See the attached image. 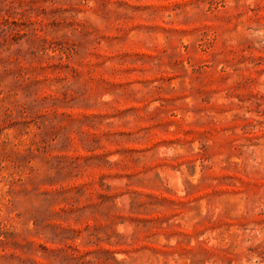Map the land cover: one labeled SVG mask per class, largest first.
<instances>
[{
    "label": "rangeland",
    "instance_id": "obj_1",
    "mask_svg": "<svg viewBox=\"0 0 264 264\" xmlns=\"http://www.w3.org/2000/svg\"><path fill=\"white\" fill-rule=\"evenodd\" d=\"M0 264H264V0H0Z\"/></svg>",
    "mask_w": 264,
    "mask_h": 264
}]
</instances>
